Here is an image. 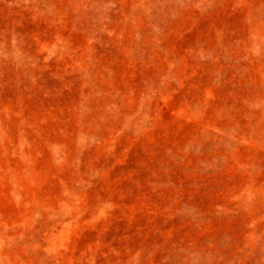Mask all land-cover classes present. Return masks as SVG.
I'll return each instance as SVG.
<instances>
[{
  "label": "rangeland",
  "instance_id": "1",
  "mask_svg": "<svg viewBox=\"0 0 264 264\" xmlns=\"http://www.w3.org/2000/svg\"><path fill=\"white\" fill-rule=\"evenodd\" d=\"M0 264H264V0H0Z\"/></svg>",
  "mask_w": 264,
  "mask_h": 264
}]
</instances>
